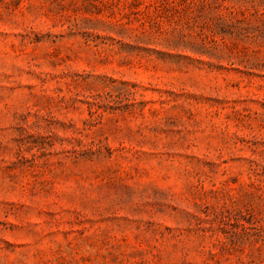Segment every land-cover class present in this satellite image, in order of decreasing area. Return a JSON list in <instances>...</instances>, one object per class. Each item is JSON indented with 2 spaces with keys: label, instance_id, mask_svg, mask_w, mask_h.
Wrapping results in <instances>:
<instances>
[{
  "label": "rangeland",
  "instance_id": "374dc122",
  "mask_svg": "<svg viewBox=\"0 0 264 264\" xmlns=\"http://www.w3.org/2000/svg\"><path fill=\"white\" fill-rule=\"evenodd\" d=\"M0 264H264V0H0Z\"/></svg>",
  "mask_w": 264,
  "mask_h": 264
}]
</instances>
